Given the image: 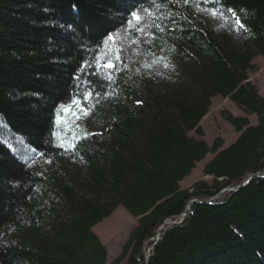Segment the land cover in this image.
Segmentation results:
<instances>
[{"label":"trees","instance_id":"1","mask_svg":"<svg viewBox=\"0 0 264 264\" xmlns=\"http://www.w3.org/2000/svg\"><path fill=\"white\" fill-rule=\"evenodd\" d=\"M211 4L240 23L205 19L199 0H0V121L39 153L24 162L0 138V264H107L94 228L120 206L138 222L111 264H264V96L250 80L264 57V0ZM137 8L164 30H128ZM216 96L245 114H225L239 133L226 147L203 139ZM74 106L90 113L64 132L59 118ZM209 154L213 183L182 189ZM249 174L145 245L192 199Z\"/></svg>","mask_w":264,"mask_h":264},{"label":"rangeland","instance_id":"2","mask_svg":"<svg viewBox=\"0 0 264 264\" xmlns=\"http://www.w3.org/2000/svg\"><path fill=\"white\" fill-rule=\"evenodd\" d=\"M202 5L197 6L198 13L206 18L211 17V13L215 12V19L222 17L224 20L231 22L235 27L234 16L223 7L212 5L214 0H199ZM213 17V16H212ZM103 63L107 60L103 58ZM256 70L250 73V80L257 85L260 93L264 96V57L257 56L254 59ZM229 112L235 116L245 115L229 98L216 96L212 100V105L208 114L203 118L201 125L204 129L205 136L203 139L212 144L214 139L221 137L224 141V147L232 144L238 138L239 133L227 121L225 114ZM84 112L78 106L72 107V111L67 109L65 115L59 118V124L64 132L75 133L84 122ZM253 124L257 123L255 115L250 116ZM192 135L196 136L195 133ZM197 137V136H196ZM0 138L11 148L14 153L24 162H34L39 153L32 146L28 145L21 136L12 132L10 127L3 121H0ZM213 154H209L203 161L199 162L192 173L181 182L182 189H191L193 185L200 181L206 180L210 184L213 183V177L204 174V167L213 158ZM124 221V224H121ZM138 219L130 215L123 206H120L110 217L98 224L94 231L100 237L101 241L108 249V263L116 259L121 253L124 243L130 236V233L136 227ZM120 225V226H119ZM146 254V252H145ZM122 264H127L124 261Z\"/></svg>","mask_w":264,"mask_h":264},{"label":"snow or ice","instance_id":"3","mask_svg":"<svg viewBox=\"0 0 264 264\" xmlns=\"http://www.w3.org/2000/svg\"><path fill=\"white\" fill-rule=\"evenodd\" d=\"M153 2H154V0H153ZM183 2L185 4H187L188 0H183ZM229 11H233V10L229 9ZM145 15L152 16V13L149 11V9H146V8H137L136 10L131 11V19H129L128 22H127L128 30H130V31H138V32L143 33V32L146 31V28L150 27V26L155 27L159 31H163L164 30L161 27V25H159V24H152V25L145 24ZM211 15L214 17L216 15V13L212 12ZM233 16L236 17V13L234 11H233ZM236 19H237V23L239 24L240 23L239 17H236ZM240 27L243 28L244 25L240 24ZM116 35H119V33L110 34L107 37L106 42L107 41H111L113 43H116V40H115V36ZM113 56H114L115 61H121L122 60L121 49L120 48H116L114 50V52H113ZM100 66L104 67L106 69H113L115 67V64L113 63L112 60H107L106 63H103ZM165 66L167 67V65H165ZM109 79H111L110 74H109ZM91 96H92V92H88L85 95V99H88ZM60 107L63 108L64 106L61 105ZM83 112H84V115L87 116L90 113V109L85 107V108H83ZM87 135H91V134H86V136ZM61 146H63V145H61ZM68 147L74 149L75 148V144H69Z\"/></svg>","mask_w":264,"mask_h":264},{"label":"water","instance_id":"4","mask_svg":"<svg viewBox=\"0 0 264 264\" xmlns=\"http://www.w3.org/2000/svg\"><path fill=\"white\" fill-rule=\"evenodd\" d=\"M255 175L254 174H249L248 176H246L242 182H240L239 184L237 185H232V186H228L224 189H222L216 196L208 199V200H200V199H192L186 206L185 210L182 212L181 215H177V216H171V217H168L164 223L162 224V226L157 230V233L156 235L151 238L150 240H147L145 242V245L147 246L148 242L150 241H153L154 244L160 239V235H161V232L166 229V227L172 225V224H177V223H181L185 220V218L187 217L189 211L191 210V208L193 207V205L195 203H204V204H207V203H211V202H214L224 196H226L227 194L229 193H234V192H237L243 188H245L249 183L250 181L252 180V178L254 177ZM257 176H264V172H261L259 173ZM153 244V245H154ZM153 246H149L146 248V262L149 261L150 257H151V249H152Z\"/></svg>","mask_w":264,"mask_h":264}]
</instances>
